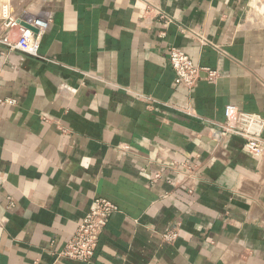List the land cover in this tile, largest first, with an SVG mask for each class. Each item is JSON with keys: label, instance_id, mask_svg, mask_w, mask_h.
I'll return each instance as SVG.
<instances>
[{"label": "crops", "instance_id": "0c3cea01", "mask_svg": "<svg viewBox=\"0 0 264 264\" xmlns=\"http://www.w3.org/2000/svg\"><path fill=\"white\" fill-rule=\"evenodd\" d=\"M36 6L38 57L0 44V264H264V158L212 139L227 106L264 119V0ZM170 47L213 80L176 87ZM96 198L93 259H56Z\"/></svg>", "mask_w": 264, "mask_h": 264}, {"label": "built area", "instance_id": "2783aa9c", "mask_svg": "<svg viewBox=\"0 0 264 264\" xmlns=\"http://www.w3.org/2000/svg\"><path fill=\"white\" fill-rule=\"evenodd\" d=\"M44 0H0V44L8 51H15L29 57H38L42 37L52 24L50 13L38 10L32 15L30 7ZM36 3V4H35ZM27 24L35 31L25 28ZM15 31L16 37H11ZM169 64L174 72L176 87L191 93L206 72V79L212 81L215 73L197 67L192 59L176 47L169 48ZM225 123L212 133L215 142L228 136L242 139V151L257 159L264 158V119L256 113L243 112L234 107L225 109ZM118 211L116 205L103 198L94 199L73 235L56 259L67 258L89 263L97 249L99 237L110 217ZM177 233L169 231L163 235L172 241Z\"/></svg>", "mask_w": 264, "mask_h": 264}, {"label": "water", "instance_id": "95a60500", "mask_svg": "<svg viewBox=\"0 0 264 264\" xmlns=\"http://www.w3.org/2000/svg\"><path fill=\"white\" fill-rule=\"evenodd\" d=\"M23 26H25V28H27V29H30V30H32V31H35L32 27H30L29 25H27V24H22Z\"/></svg>", "mask_w": 264, "mask_h": 264}, {"label": "rangeland", "instance_id": "374dc122", "mask_svg": "<svg viewBox=\"0 0 264 264\" xmlns=\"http://www.w3.org/2000/svg\"><path fill=\"white\" fill-rule=\"evenodd\" d=\"M35 4H36V3H35ZM35 9L37 10V6H36V5H33V6L30 7V10H31V11H34Z\"/></svg>", "mask_w": 264, "mask_h": 264}]
</instances>
